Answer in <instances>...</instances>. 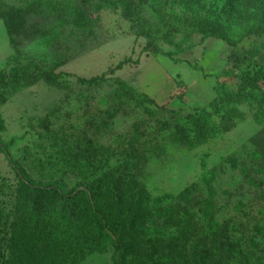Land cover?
Masks as SVG:
<instances>
[{"label": "rangeland", "instance_id": "obj_1", "mask_svg": "<svg viewBox=\"0 0 264 264\" xmlns=\"http://www.w3.org/2000/svg\"><path fill=\"white\" fill-rule=\"evenodd\" d=\"M239 1L234 18L232 0H0V74L17 76L0 86V142L31 179L65 192L115 166L136 223L123 233L125 264H264L261 103L235 104L229 131L200 148L166 139L222 98L218 84L230 95L240 74L264 69V0ZM210 29L235 45L203 40ZM18 184L0 154L8 214ZM56 220L79 240L69 218ZM82 249L80 264H114L111 246Z\"/></svg>", "mask_w": 264, "mask_h": 264}, {"label": "trees", "instance_id": "obj_2", "mask_svg": "<svg viewBox=\"0 0 264 264\" xmlns=\"http://www.w3.org/2000/svg\"><path fill=\"white\" fill-rule=\"evenodd\" d=\"M161 1L157 0V3ZM195 1L186 0L190 4ZM238 3L241 4V1L232 0L230 5L234 18L239 12ZM234 9L237 12H234ZM166 15L163 13L162 16ZM199 33L203 40L218 39L235 45L228 36V31L217 32L216 29H210L208 33L202 30ZM16 78L15 75L0 74V86L16 85ZM238 79L241 82L238 92L229 95V92H225V85L218 84L215 91L218 94L221 92L222 98L219 97L220 100L211 103L207 109L195 111L181 119L179 125L174 126L173 132L167 134L166 139L189 150L205 146L229 131L238 114L234 106L243 101L260 102L259 115L264 120V69L259 72H243ZM89 83H94V80ZM145 97L154 104L152 99L146 95ZM5 131V121L0 116V132ZM0 154L8 159L19 181L11 214L7 213L1 202L3 186L0 185V264H80L85 255L82 246H87L92 255L104 254L111 246L115 250L114 264H125L127 248L124 245L123 233L136 223H133L132 214L124 213L121 192L128 186L126 181L117 178L118 170L115 166L106 163L100 175L93 177L90 182L77 185L71 192H65L58 185H43L31 179L15 162L10 152V144L0 142ZM132 157V153H126L127 160ZM214 178L211 172L204 177V182L208 187L210 185L211 193V182H214ZM193 192L188 189L182 197H187ZM210 201L212 205V198ZM57 214L69 218L71 223L79 228V240L71 232L60 227L56 220ZM202 215L212 221V209L210 213L203 211ZM209 226L212 230L211 223ZM226 246L227 244H222L215 248L211 245V249L222 253ZM235 246L232 245V248ZM212 250L210 252H213ZM204 251L205 249L202 250ZM235 259V264L241 263Z\"/></svg>", "mask_w": 264, "mask_h": 264}]
</instances>
